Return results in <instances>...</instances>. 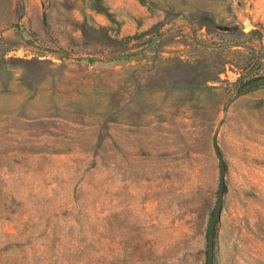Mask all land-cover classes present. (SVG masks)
Returning <instances> with one entry per match:
<instances>
[{"label": "rangeland", "instance_id": "rangeland-1", "mask_svg": "<svg viewBox=\"0 0 264 264\" xmlns=\"http://www.w3.org/2000/svg\"><path fill=\"white\" fill-rule=\"evenodd\" d=\"M264 0H0V264H264Z\"/></svg>", "mask_w": 264, "mask_h": 264}, {"label": "water", "instance_id": "water-1", "mask_svg": "<svg viewBox=\"0 0 264 264\" xmlns=\"http://www.w3.org/2000/svg\"><path fill=\"white\" fill-rule=\"evenodd\" d=\"M256 79L250 80L248 83H251L255 81ZM214 150L217 156V159L220 163V168H221V173H220V188H219V194L217 198V204L214 209L210 225H209V230H208V262L207 264H214L215 261V231H216V226L218 222L220 221L221 217V211L223 207V202H224V196H225V189H226V184H225V176H226V164L224 161V158L222 156V153L220 151L219 146L217 145L216 140H214Z\"/></svg>", "mask_w": 264, "mask_h": 264}, {"label": "trees", "instance_id": "trees-1", "mask_svg": "<svg viewBox=\"0 0 264 264\" xmlns=\"http://www.w3.org/2000/svg\"><path fill=\"white\" fill-rule=\"evenodd\" d=\"M251 85L264 86V77H261L259 79H256L255 81L252 82Z\"/></svg>", "mask_w": 264, "mask_h": 264}]
</instances>
